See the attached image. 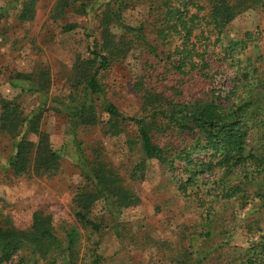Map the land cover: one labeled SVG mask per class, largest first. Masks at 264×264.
Returning a JSON list of instances; mask_svg holds the SVG:
<instances>
[{"label":"trees","instance_id":"obj_1","mask_svg":"<svg viewBox=\"0 0 264 264\" xmlns=\"http://www.w3.org/2000/svg\"><path fill=\"white\" fill-rule=\"evenodd\" d=\"M38 1L11 0L2 7L0 36L9 9L22 6L17 20L31 22ZM95 1L58 0L53 16L60 18L71 7L85 15L95 10ZM148 4V21L134 27L123 22L128 0L108 2L99 15L100 37L88 56L76 57L66 94L53 99L56 107H47L52 87L48 70L13 77L25 93L39 96L40 104L32 111L25 112L20 95L0 98V134L12 142L7 167L16 176L54 178L61 172L62 153L42 128L44 116L56 110L65 119L70 137L65 147L81 177L72 200L74 222L59 228L44 209L33 213L28 229L18 228L0 197V264H106L99 241L90 261H83L84 233L101 239L114 232L122 238L121 216L141 204L138 186L146 181L151 161L165 168L177 196L200 210L194 227L183 225L175 239L156 242L159 249L172 252L163 258L174 264H206L217 249L229 246L226 236H218L221 203L237 204V214H247L243 223L250 231L259 226L264 215V62L252 53L255 34L229 40V32L241 14L264 13V0ZM76 27L67 24L63 30ZM133 49H140L144 60L141 75L133 81L139 109L128 116L107 98L103 79ZM93 129L126 136L137 157L126 173L108 163L101 144L87 149L80 134ZM235 255L228 264H264V235L248 248H237Z\"/></svg>","mask_w":264,"mask_h":264},{"label":"rangeland","instance_id":"obj_2","mask_svg":"<svg viewBox=\"0 0 264 264\" xmlns=\"http://www.w3.org/2000/svg\"><path fill=\"white\" fill-rule=\"evenodd\" d=\"M9 1L0 0V9ZM57 1L39 0L36 4V17L31 22L17 20L22 6L16 10L11 8L1 23L4 36H0V98L13 99L20 95V102L27 113L39 106V96L25 93L21 81L13 77L20 73L48 70L52 87L47 107H56L57 103L53 99L66 94V84L76 57L88 56L90 47L100 37L102 17L99 19V15L111 0H96L95 10L85 15L76 11L77 7H71L62 13V17L54 18ZM128 1L130 5L122 14L123 22L134 27L146 23L149 15L148 0ZM67 24L77 27L71 32H65L63 29ZM230 30L229 40L238 39L245 32L255 34L252 53L256 58L263 57L260 61L264 62V13L249 10L232 22ZM143 60L141 50L133 49L127 59L116 63L103 79L107 98L128 116L136 115L139 109L133 81L141 75ZM42 128L50 134L53 148L60 151L63 157L61 172L54 178L16 176L7 167L12 142L0 134V197L5 213L13 218L18 228L24 230L30 227L33 213L38 209L51 213L57 228L65 222H74L72 200L81 177L73 166L72 158L68 156L70 148L65 147L70 141L65 119L56 110L50 111L44 116ZM80 137L87 149L101 144L108 163L121 173H126L137 161L124 135L111 137L104 135L100 129H93L82 132ZM148 167L146 181L138 186L141 204L126 209L121 216L122 238L115 236L114 232H106L101 239H94L84 233L80 252L84 262L90 261L94 243L99 241L106 264H174L171 259H165L166 255L172 257V252L159 249L156 242L164 244L169 239H175L179 232L177 230L183 228V225L194 227L200 210L195 203H187L177 196L175 186L170 183L164 167L156 161H151ZM176 175L180 176L178 173ZM203 177L206 180L210 178L207 175ZM100 209L101 206H98L97 215ZM245 218L246 213L239 211L237 214V204L229 207L222 203L219 205L218 236H226L229 246L222 251L217 249L206 264H228L229 259L236 256L237 248H248L252 241L264 235V215L260 217L259 226H255L252 231L243 223ZM256 230L260 231L256 233ZM163 249L167 247L164 245Z\"/></svg>","mask_w":264,"mask_h":264}]
</instances>
